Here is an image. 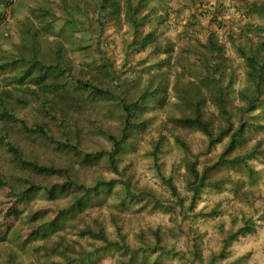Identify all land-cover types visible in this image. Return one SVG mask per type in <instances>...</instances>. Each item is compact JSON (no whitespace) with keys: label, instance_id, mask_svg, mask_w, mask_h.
<instances>
[{"label":"trees","instance_id":"1","mask_svg":"<svg viewBox=\"0 0 264 264\" xmlns=\"http://www.w3.org/2000/svg\"><path fill=\"white\" fill-rule=\"evenodd\" d=\"M160 1L163 0H71L69 5L66 0H60L65 13L62 17L67 21L64 24L68 26L63 25L70 27L72 32L92 29L93 32L98 30V35H101L106 30V26L121 28L124 24L125 32L133 34L131 39L133 45L140 48L150 43L153 32L147 30L137 35V30L148 24L150 16L155 14L156 4ZM190 1L164 0L167 8L180 15L178 16L180 18L186 15L183 12L185 8L188 11L192 9ZM241 3L244 9L241 17L244 20L240 19L235 28L228 24L222 26L220 23L221 21L223 23V20L215 13L211 14V17L208 16L214 23H218L217 27H224L226 36L224 40H227L236 52L240 59L238 64H234L233 60L226 55V42L220 39L216 30L210 29L205 39L196 40L203 50H199L194 45V52L198 54L200 63L197 67V62L194 60L189 66L196 69L194 79L187 80L185 84L176 81L173 86L176 99L168 102L176 113L168 115L167 119L175 127L191 129L203 134L206 141L205 153L211 152L216 144L224 142L223 149L216 158L198 170L199 153H193L178 134L173 135L175 142L189 157L185 187L191 192V196L187 198L189 201L187 207L185 206L186 198L179 195L172 178L164 175L158 162V154L165 139L162 133L163 123L157 128L156 137L150 143L149 153L156 174L176 198V203L181 210L184 207L185 209L194 207L195 200L200 196L204 186H212L216 189L223 187L226 178L210 179L212 172L220 167L240 171L249 185L258 177L250 161L264 150L261 149L260 140L247 146L249 139L245 132L251 125L264 128V0H243ZM200 5L202 1L197 4V10L193 8L185 16L186 26L183 31L188 32V35L193 38H195L193 35L194 25L198 23L197 18L209 14L206 7L203 5L200 7ZM7 10L6 5L0 4V26L5 16L12 13V7L8 12ZM52 14L54 16L51 17L50 22L46 21L47 25L58 17L54 11ZM75 15H77L76 18ZM34 16L42 15L38 13ZM254 16L257 20L253 18ZM163 18L164 16H158L157 21ZM25 25L27 26L19 29L18 40L11 42L13 53L9 52L10 49L0 50V70L6 64L14 66L16 63H22L24 59L21 58L26 59L32 51L36 50L38 54H41L39 43L42 40L32 42L28 39L29 33L39 36L38 31L35 30L32 22ZM74 42L84 50L86 57L103 56L105 53V50L93 44L91 39H85V42L80 38L70 41V43ZM95 42L98 43L99 38ZM47 43L48 46L51 45V42L47 41ZM19 47L22 49L20 50ZM57 48L56 51L48 52L47 57L39 56L43 57L45 62L38 69L35 65L39 60L27 64L24 61L25 66L22 67L20 76L17 75V82L23 83L29 78L38 85L40 92L34 90L35 88H27L30 92L32 91L35 99L30 108L42 119H47V123L58 133L55 134L41 123L29 125L24 118L13 115L5 106L3 96H0V102L3 103L0 115L7 120L10 119V123L18 122L23 132L42 138L55 148L67 152L71 157L76 158L82 167H88L98 158L104 157L117 176L110 179L98 178L88 185L77 179L72 163L69 166H62L39 164L37 161L26 159L10 139L9 132L6 130L0 133L1 146L5 147L15 162L47 178V181L43 180L44 182L29 177H24L22 180H10L0 172V195L3 197L0 199V240L10 242L0 264H21L19 260H16V251H24L30 240L40 241L28 250L43 257V264H98L101 256L112 255L115 252L119 255L114 264H144L145 258L139 263L138 258L146 252L157 253L158 256L164 252L177 253L163 244L158 228L150 230L152 236L150 241L143 234H139L140 242L137 245L130 244L114 215L111 217V222L115 237L108 234L103 220L99 217L88 220L81 218L82 225L78 226L75 223L71 225L77 236L99 241L98 244H92L90 248L82 246L78 238H67L65 233H59L66 225L68 218L66 215L71 217L84 207H88L97 194L111 192L115 181L120 182L116 190L118 206H122L126 199L132 200L144 196L153 200V205L161 201L152 190L137 188L128 178L122 177L123 172L119 170L118 162L121 155L133 144L131 140L137 138L136 133L149 126L150 118L147 112L153 107L151 100H161L166 104L167 83L165 71H156L147 79L136 96H125V91L120 90L122 84L118 81V77L113 76L106 62L102 66L106 68L111 78L116 79L111 88L105 86L99 79H93L94 76H87L86 73H89L87 70L84 71L82 68L74 70L69 60L62 65L61 48L59 46ZM54 55L59 59L60 65L52 64ZM161 64L163 62L155 63L158 66ZM239 68L241 76L238 72ZM238 81L241 84H237ZM10 91V89L5 90V94L9 96ZM48 93L51 94L50 97ZM99 99H105L107 102L110 100L112 101L110 104L117 107L118 133L102 128L104 127L102 122L107 121V116L104 112H100V109L97 111ZM207 101L214 107V112L210 114L206 113ZM257 118L263 122L256 121ZM91 123H98L100 133L110 144L108 149L89 150L81 146L80 129L86 125L90 126ZM248 193V189L244 190L242 192L244 198H242L247 200ZM37 194L44 195L47 203L36 208H29L28 202ZM68 194L71 196L67 203L60 206L57 200ZM217 213L216 208L211 207L208 211L200 210L197 215ZM234 221L233 219L232 222ZM240 222L237 229L228 231L224 229L223 222L218 223V229L222 233L220 250L218 254L210 256L209 264L213 263L217 257L225 255L233 239L252 230L253 221L249 217L242 216ZM196 245L189 254L192 260L195 257L200 258ZM156 261L157 258L151 264H155Z\"/></svg>","mask_w":264,"mask_h":264},{"label":"rangeland","instance_id":"2","mask_svg":"<svg viewBox=\"0 0 264 264\" xmlns=\"http://www.w3.org/2000/svg\"><path fill=\"white\" fill-rule=\"evenodd\" d=\"M185 1L189 2L190 0ZM201 1L209 14L197 18L198 23L194 25L195 32L193 35L195 38H193L188 35V32L183 31L186 26L185 16L193 8L197 10V4ZM66 2L69 5L71 4V0H66ZM241 2L240 0H192L190 1V4L193 6L192 9L188 11L185 8L183 12L186 15L180 18L178 17L180 15L167 8L164 0L160 1L156 4L155 14L150 16L148 24L137 30V35L147 30H152L153 32V39L144 48L133 45L131 41L133 34L125 32L124 24H122L121 28L106 26V30L101 35H98V30L93 32L92 29H82L72 32L70 27H64V22L66 23L67 21L63 20L62 16L65 14L64 6L60 0H18L12 7V13L0 26V50L10 49L9 52L13 53L11 42L18 40L19 29L27 26L25 24L32 22L39 36L34 35V33L32 36L29 33L28 39L32 42L42 40L39 43L41 54H38L36 50L29 51L30 56L26 59H21H24L26 64L39 60L35 65L36 69L45 62L42 59L43 57L40 58L39 56L46 55L47 57L48 52L56 51L57 46H59L61 48L60 62L62 65L65 64L66 60H69L74 70L79 68H82L84 71L87 70L89 72L86 73L88 74L87 76H94L93 79H99L109 88L112 87L113 81H116L115 78L118 77V81L122 84L120 90L125 91V96H136L152 74L156 71H165V81L167 83L165 89L166 104L161 102V100H151L153 107L147 112V116L150 118L148 122L149 126L136 133L137 138L131 140L133 144L121 155V159L118 162V168L123 172L122 177L128 178L131 184L137 188L152 190L161 201L153 205V200L144 196L132 200L126 199L122 206H118L116 190L119 188L120 182L115 181L114 189L111 192L97 194L88 207H84L83 210H80L71 217L66 215L68 217L66 225L59 231L60 234L65 233L67 238H78L82 246L90 248L92 244H98L99 241L77 236L76 231L73 230L71 225L73 223L78 224V226L82 225L80 223L81 218L88 220L92 217H99L103 220L108 234L111 237H115L114 226L111 222V217L114 215L118 219V223L122 227V231L126 234V239L130 244L137 245L140 242L139 234H143L150 241L152 239L150 230L158 228L163 244L167 248H171L177 252H164L160 256L157 253L146 252L144 255L141 254L139 256L138 263L145 258L144 264H151L157 258L155 264H209L208 260L210 256L218 254L222 233L219 231L217 225L219 222H223L226 224V231L237 229L240 220L237 224L230 222L231 216L227 208L231 212L235 211L236 201L240 202L244 200V195L242 194L244 190L248 189V196L251 195L252 189L249 188L252 187L253 183L261 175L262 170H264V151L250 161L258 174L257 179L252 184L249 185L247 179L241 176L240 171L220 167L212 172L210 179L226 178L223 187L216 189L212 186H204L200 191V196L195 200L194 207L191 209H185L184 207L181 210V207L176 203V198L156 174L149 150L151 149L150 143L152 139L156 137L157 128L163 123L162 133L165 135V139L158 154V162L164 175L172 178L180 193L179 195L186 198L185 206L187 207L189 203L187 198L191 196V192L185 187L188 177L187 163L189 157L175 142L173 135L178 134L193 153H199L198 170H201L205 164L210 163L216 158L217 154L222 151L224 142L216 144L211 152L205 153L206 141L203 134L191 129L175 127L167 119L168 115L176 113L171 108V103L168 102L176 99L173 90L176 81H181L185 84L187 80L194 79L196 75V69L189 67L194 60L197 62V67L200 65L198 54L194 52V45L199 50L203 49L197 44L196 40L205 39L210 29L216 30L220 39L224 40V37H226L224 27H217L218 23H214L209 18L211 14L215 13L216 16L223 20V23L222 21L220 23L222 26L228 24L235 28L240 19L244 20L241 17L242 11H244L243 3ZM202 5L200 7H203ZM52 10L57 13L58 17L54 18L50 25H47L46 21L50 22L51 17L54 16ZM38 13L42 16L35 17L34 15ZM158 16H164V18L159 19V22L157 21ZM253 18L257 20L255 16ZM65 26L68 25L66 24ZM77 38H80L84 42L85 39H91L93 44H97L101 50H105L104 55L86 57L84 50L78 47V44L75 42L70 43V41H75ZM98 38L99 42L96 43L95 41ZM47 41L51 42L50 46H48ZM225 42L226 55L233 60L234 64H238L240 59L236 52L227 40ZM55 57L54 55L52 64L60 65L58 63L59 59ZM24 61L16 63L14 66L6 64L0 70V96H3L5 106L13 115L24 118L29 125L41 123L45 128L57 134L58 131L52 129V126L47 123V119H42L40 115H37L30 108L35 99L32 91L30 92V89L27 88H35L34 90L40 92L38 85L29 78L24 80L23 83L17 82V75L20 76L22 67L25 66ZM105 62L115 78H111L107 74L106 68L102 66ZM156 62H163V64L158 66L155 65ZM238 72L241 76L240 68ZM237 84H241L240 81ZM23 88L25 90H22ZM8 89L11 90L9 96L5 94V90ZM48 96L50 97L51 94L48 93ZM111 102L110 100L107 102L105 99H99L97 111L100 109V112H104L107 116V121L102 122L104 126L102 128H107L114 133H118L119 113L117 107L114 104H110ZM2 107L3 103L0 102V111ZM212 111L214 112V107L207 101L206 113L210 114ZM0 118H2L0 119V133L2 134L7 130L10 139L26 159L37 161L39 164L69 166L72 163L77 179L88 185L98 178L110 179L117 176V173L108 166L104 157L98 158L96 162L88 167H82L79 161L71 157L67 152L55 148L51 143L46 142L42 138L23 132L18 122L10 123V119H5L3 115H0ZM98 121L100 123L99 118ZM256 121L263 122L259 118ZM97 124L91 123L90 126L86 125L80 129L82 147H87L89 150L109 148L110 144L100 133ZM245 133L249 139L247 146L260 140L261 149L264 150V128L251 125L246 129ZM0 172L10 180H22L24 177H29L37 181H47V178L43 175L19 165L17 161L15 162L11 154L1 144ZM70 196L69 194L61 196L57 200L58 204L60 206L65 205ZM1 198H3L2 195H0ZM45 203H47L46 197L37 194L30 199L28 207L36 208ZM211 207L216 208L218 213L215 215H197V212L200 210L208 211ZM236 217L239 218L238 216ZM232 220L233 218H231ZM233 240L228 246L229 249L233 246ZM39 242L38 240H30L25 250L23 249L24 251L17 250L16 260H19L21 264H43V257L29 251L30 248L35 247ZM9 243L8 240H0V260L7 251ZM195 244H197L200 258L195 257L192 260L189 254L192 253ZM118 255L115 252L112 255L106 254L101 256L98 264H114ZM226 258V256L217 257L214 262L223 264ZM214 262L211 264H214Z\"/></svg>","mask_w":264,"mask_h":264},{"label":"crops","instance_id":"3","mask_svg":"<svg viewBox=\"0 0 264 264\" xmlns=\"http://www.w3.org/2000/svg\"><path fill=\"white\" fill-rule=\"evenodd\" d=\"M249 189H252V193L247 201H236L235 211L231 212L228 208L227 211L235 220L234 224L239 223L242 216L249 217L253 221L252 230L233 240L232 248L226 249L224 257L227 258L223 264H264V170ZM231 218L230 222L233 221Z\"/></svg>","mask_w":264,"mask_h":264},{"label":"built area","instance_id":"4","mask_svg":"<svg viewBox=\"0 0 264 264\" xmlns=\"http://www.w3.org/2000/svg\"><path fill=\"white\" fill-rule=\"evenodd\" d=\"M16 2H17V0H0V4L6 5L8 7V10H9L10 6L15 4ZM8 10H7V12H8Z\"/></svg>","mask_w":264,"mask_h":264},{"label":"clouds","instance_id":"5","mask_svg":"<svg viewBox=\"0 0 264 264\" xmlns=\"http://www.w3.org/2000/svg\"><path fill=\"white\" fill-rule=\"evenodd\" d=\"M17 1H18V0H17ZM16 3H17V2H16ZM16 3H15V4H16ZM15 4L11 5L10 7H13ZM205 9H207V8H205ZM9 16H10V15L7 14V15L5 16V18L3 19V22H4V21L7 19V17H9ZM3 22H2V24H3Z\"/></svg>","mask_w":264,"mask_h":264}]
</instances>
